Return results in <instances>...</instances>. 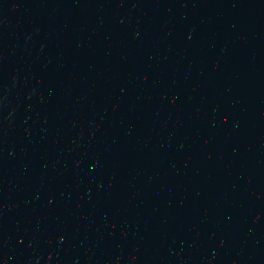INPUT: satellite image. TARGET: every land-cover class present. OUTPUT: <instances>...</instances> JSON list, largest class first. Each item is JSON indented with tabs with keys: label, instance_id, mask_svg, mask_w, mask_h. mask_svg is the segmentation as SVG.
Returning <instances> with one entry per match:
<instances>
[{
	"label": "water",
	"instance_id": "water-1",
	"mask_svg": "<svg viewBox=\"0 0 264 264\" xmlns=\"http://www.w3.org/2000/svg\"><path fill=\"white\" fill-rule=\"evenodd\" d=\"M0 264H264V0H0Z\"/></svg>",
	"mask_w": 264,
	"mask_h": 264
}]
</instances>
